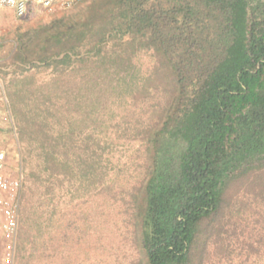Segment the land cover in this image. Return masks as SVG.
Wrapping results in <instances>:
<instances>
[{
    "label": "trees",
    "instance_id": "16d2710c",
    "mask_svg": "<svg viewBox=\"0 0 264 264\" xmlns=\"http://www.w3.org/2000/svg\"><path fill=\"white\" fill-rule=\"evenodd\" d=\"M25 47L18 69L35 57L74 76L36 90L25 113L21 91L9 95L25 171L20 264L66 258L57 214L119 194L131 264H264V0H93ZM136 160L140 178L123 186Z\"/></svg>",
    "mask_w": 264,
    "mask_h": 264
},
{
    "label": "rangeland",
    "instance_id": "374dc122",
    "mask_svg": "<svg viewBox=\"0 0 264 264\" xmlns=\"http://www.w3.org/2000/svg\"><path fill=\"white\" fill-rule=\"evenodd\" d=\"M93 0H84L72 6L68 10L59 8L46 9L36 5H28L24 15L17 16L11 9L0 10V150L7 155V171L14 175L22 170L21 146L15 129L14 119L8 111L9 95L21 91L15 97V102L21 111L27 112L35 102L42 101L39 93L35 91L46 86L55 85L61 90L71 88L73 84V73L69 71L62 77H56L52 68L39 65L35 57L29 58L24 68L17 61L19 56H28L26 45L31 46L37 38V33L58 22L67 16H76L80 10L90 4ZM31 53V52H30ZM151 52L143 51L138 54L134 64L141 75H147L152 67ZM30 57V56H29ZM26 67V68H25ZM35 92L27 96L26 91ZM62 97V95L60 96ZM64 100H57L61 104ZM125 155H128L126 153ZM124 159H122V162ZM134 164L123 168L120 183L125 186L128 182L135 183L139 177V170ZM122 194L116 196V200H107L103 196L87 199L84 203H74L70 212L64 216L58 213L56 216V237L64 232L69 236L67 257L57 254L52 264H131L133 260L130 249V236L124 228L125 214ZM85 215L87 221H85ZM83 218L82 220H80ZM20 220V218H19ZM97 222L102 228L104 238L101 245L96 246L90 237L91 221ZM67 225V226H66ZM20 229V223L18 233ZM18 244V238H17ZM24 246V245H23ZM28 249V241L25 243ZM62 252V249L58 248ZM60 255V256H59ZM44 264L45 260L38 262ZM37 263V264H38ZM15 264H20L17 260Z\"/></svg>",
    "mask_w": 264,
    "mask_h": 264
},
{
    "label": "built area",
    "instance_id": "2783aa9c",
    "mask_svg": "<svg viewBox=\"0 0 264 264\" xmlns=\"http://www.w3.org/2000/svg\"><path fill=\"white\" fill-rule=\"evenodd\" d=\"M84 0H0L1 9H11L22 16L32 4L46 9L68 10ZM23 173L7 171V155L0 150V264H15L20 218Z\"/></svg>",
    "mask_w": 264,
    "mask_h": 264
}]
</instances>
